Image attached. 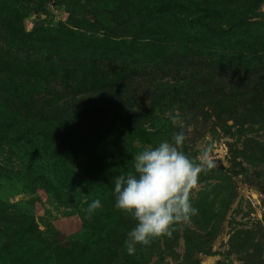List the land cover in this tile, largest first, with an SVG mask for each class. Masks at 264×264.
Returning <instances> with one entry per match:
<instances>
[{"label":"rangeland","instance_id":"1","mask_svg":"<svg viewBox=\"0 0 264 264\" xmlns=\"http://www.w3.org/2000/svg\"><path fill=\"white\" fill-rule=\"evenodd\" d=\"M222 1L0 0V9L27 33L117 43L120 53L133 56H141L148 44L157 53L159 47H170L164 56L154 53L166 60L154 57L149 73L132 80L127 95L138 104L141 100L136 108L151 96L156 79L193 84L179 93L184 105L158 112L148 100V109L126 114L131 123L109 128L107 143L94 145L98 155L85 168L90 176L75 167L74 151L63 135L50 131L49 139L19 133L8 138L12 120L8 135L0 130V229L7 222L20 233L32 223L46 238L27 243L3 230L0 264H264V0ZM165 2L180 9L172 7L158 20L143 17ZM116 16L127 22L133 18L138 27L170 28L185 37L188 49L176 51L160 35L119 27ZM89 102L85 97L84 104ZM180 131L187 136L186 155L199 163L210 146V158L220 159L225 170L214 166L200 174L191 192L198 214L190 222L176 225L171 237L157 238L148 247L137 245L128 255L124 241L136 222L115 208V196H105L104 181L111 175L113 193L115 178L133 170L136 154L171 142ZM97 166L103 170L98 177L92 171ZM96 198L102 207L87 218L84 210ZM98 239L113 253L95 251ZM77 244L89 245V251L73 259L70 247Z\"/></svg>","mask_w":264,"mask_h":264},{"label":"trees","instance_id":"2","mask_svg":"<svg viewBox=\"0 0 264 264\" xmlns=\"http://www.w3.org/2000/svg\"><path fill=\"white\" fill-rule=\"evenodd\" d=\"M126 4L129 9L130 3ZM161 4L162 8H155L149 15L143 17L146 20L153 18L158 20L157 18L170 14L172 7L178 10L180 5L172 6L167 2ZM218 6L213 9H217ZM12 18L7 10L0 9V130L8 135L7 129L12 120L14 132L8 138L19 133L26 136L35 134L49 139L47 133L50 131L63 135L67 138L68 147L74 151L72 158L75 167L85 175H92L85 168L93 159L92 155H98L95 153L97 152L95 143L100 145L107 143L106 131L109 128L125 126L134 120L126 114L148 109V100H151L149 105L152 106V110L158 112L178 104L184 105L180 102L179 93L185 85L192 88L193 84L190 81L174 80L175 84H172L165 79H156L151 82L154 89L150 98L145 97L141 106L136 108L141 100L138 104L134 98L127 95L133 89L134 78L140 72L149 73L148 63L154 57L166 60V57L161 56L168 54L170 47H159L157 50L160 53H157L153 51L156 49L155 46L148 44L143 48L148 52L152 50L150 53L147 54L144 50L141 56H133L126 52L120 53L121 49L117 43L104 44L102 41L88 43L71 39L66 35L42 36L27 33L15 24ZM129 20L128 22L118 20L116 16L115 23L119 27L125 25L126 30L130 29L135 31L134 33L138 31L146 35H160L162 41L169 44L173 42L172 49L176 51L188 49L185 37L170 28L157 27L153 23H144L138 27L133 18ZM59 85L62 90L56 92L55 88ZM63 94L69 98L64 99ZM85 97L90 101L88 104H84ZM92 171L98 177L103 170L97 166ZM110 176L104 181L105 196H114L113 188L108 182ZM4 225L5 228L0 229V233L5 230L27 243L46 242L44 233L32 223H28L20 233L14 230L12 232L9 223L4 222ZM99 239L96 242L95 239L89 240L90 243L96 244L95 251L100 249L106 254L113 253L111 245L101 247L102 244H98ZM42 245L50 248L48 244ZM88 246L77 244L76 247H70L74 252L73 259H79L88 253ZM56 250L60 253L64 248Z\"/></svg>","mask_w":264,"mask_h":264},{"label":"clouds","instance_id":"3","mask_svg":"<svg viewBox=\"0 0 264 264\" xmlns=\"http://www.w3.org/2000/svg\"><path fill=\"white\" fill-rule=\"evenodd\" d=\"M186 139L185 132L180 131L171 142L144 148L133 157V170L115 178L114 206L136 222L124 241L128 255L136 252L137 245L148 247L157 238L171 237L176 225L188 223L198 214L191 192L200 174L214 167V162L210 146L203 149L199 163L186 155ZM101 207L99 198L92 200L84 210L86 217L91 218Z\"/></svg>","mask_w":264,"mask_h":264},{"label":"water","instance_id":"4","mask_svg":"<svg viewBox=\"0 0 264 264\" xmlns=\"http://www.w3.org/2000/svg\"><path fill=\"white\" fill-rule=\"evenodd\" d=\"M214 166L220 170H225V166L220 159L213 160Z\"/></svg>","mask_w":264,"mask_h":264}]
</instances>
